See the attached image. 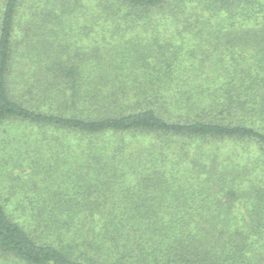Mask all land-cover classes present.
<instances>
[{
	"label": "trees",
	"instance_id": "obj_1",
	"mask_svg": "<svg viewBox=\"0 0 264 264\" xmlns=\"http://www.w3.org/2000/svg\"><path fill=\"white\" fill-rule=\"evenodd\" d=\"M0 264H264V0H0Z\"/></svg>",
	"mask_w": 264,
	"mask_h": 264
},
{
	"label": "rangeland",
	"instance_id": "obj_2",
	"mask_svg": "<svg viewBox=\"0 0 264 264\" xmlns=\"http://www.w3.org/2000/svg\"><path fill=\"white\" fill-rule=\"evenodd\" d=\"M72 35H73L72 33H69V35H67L64 38L71 37ZM75 35L76 34L74 33V36ZM77 35H79V34H77ZM79 36H81V35H79ZM79 36H78L77 40H74V41H77L78 45H84V46L92 45L93 41H92V36L91 35L90 36L85 35L84 37L83 36L79 37Z\"/></svg>",
	"mask_w": 264,
	"mask_h": 264
}]
</instances>
